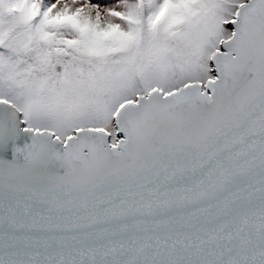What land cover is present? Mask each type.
Returning <instances> with one entry per match:
<instances>
[{"label": "snow or ice", "instance_id": "snow-or-ice-1", "mask_svg": "<svg viewBox=\"0 0 264 264\" xmlns=\"http://www.w3.org/2000/svg\"><path fill=\"white\" fill-rule=\"evenodd\" d=\"M0 264H264V0H0Z\"/></svg>", "mask_w": 264, "mask_h": 264}]
</instances>
